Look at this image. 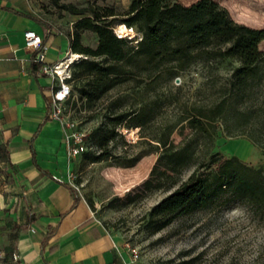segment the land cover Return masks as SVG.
I'll return each instance as SVG.
<instances>
[{"label":"rangeland","instance_id":"rangeland-1","mask_svg":"<svg viewBox=\"0 0 264 264\" xmlns=\"http://www.w3.org/2000/svg\"><path fill=\"white\" fill-rule=\"evenodd\" d=\"M177 1L190 4L195 0ZM215 1L228 9L234 20L254 27L264 26V0ZM60 2H70L77 8L88 3L112 5L120 13L118 16H123L122 12L127 8L121 0ZM41 3L46 11L66 17L71 35L73 22L82 13L59 8L49 0ZM118 23L120 28L122 22ZM69 40L71 42V37ZM80 40L95 47L97 35L85 29ZM258 46L264 49V39ZM84 57L87 55L80 53L74 62ZM138 64L142 66L145 61L140 60ZM237 64L232 58L208 66L195 62L176 74L161 71L151 81L143 72L139 75L128 72L116 77L115 83L90 103L79 95L71 80L72 92L64 117L68 127L81 132L84 143L83 150L74 156L69 176L71 186L87 201L105 227L122 238L125 247L137 248L134 264H264V222L249 204L212 203L176 215L160 227L156 226L161 221H148L150 208L185 179L196 164L194 161L180 171L168 170L172 175L169 179L173 180L168 185L146 187L143 180L161 149V142L151 137L179 142L182 136L180 124L185 120L172 126L174 121L182 114L194 113L218 100ZM73 68L71 62L70 72ZM258 75L249 91L251 97L264 100V67L259 68ZM123 108L138 109L140 120L128 127L125 122L116 124L117 133H111L107 145H100L102 130L94 136L93 128L110 126L111 116ZM219 125L218 139H214L212 150H220L224 155L236 154L247 163L264 169V146L253 144L242 134L227 135L221 131L222 123ZM230 125L235 126L234 123ZM182 130L188 133L189 127ZM232 144L246 145L247 152L232 151ZM107 150L111 155L97 161L85 157V154L89 156ZM4 264H9L8 260H4Z\"/></svg>","mask_w":264,"mask_h":264},{"label":"trees","instance_id":"trees-1","mask_svg":"<svg viewBox=\"0 0 264 264\" xmlns=\"http://www.w3.org/2000/svg\"><path fill=\"white\" fill-rule=\"evenodd\" d=\"M49 1L59 8L82 13L73 22L70 48L87 57L72 62L69 80H73L86 103L98 99L116 77L128 72H143L151 81L161 71L176 74L195 62L207 66L225 58L238 62L218 100L174 121L172 126L185 120L180 124L179 142L151 137L161 142V149L143 180L146 187L168 185L173 181L168 170L180 171L194 161L196 164L185 179L150 208L148 221H161L156 226L160 227L176 215L212 203H246L264 222V169L236 154L212 150L219 123L225 134H242L253 144L264 146V100L252 98L249 91L251 83L258 79L259 68L264 67V49L258 46L264 39V26L234 20L228 9L215 0H195L190 4L177 0H130L123 16H118L120 13L112 5L88 3L77 8L70 2ZM118 22L133 26L140 33L136 44L115 34ZM85 29L96 33L95 47L81 42ZM140 60L145 64L140 66ZM111 117L110 126L102 129L99 125L92 130L94 136L102 130L100 145H107L111 133H117L116 124L125 122L126 127L131 126L140 120V113L138 109L123 108ZM185 126L189 127L188 133L182 132ZM108 155L110 150L85 157L97 161Z\"/></svg>","mask_w":264,"mask_h":264},{"label":"crops","instance_id":"crops-1","mask_svg":"<svg viewBox=\"0 0 264 264\" xmlns=\"http://www.w3.org/2000/svg\"><path fill=\"white\" fill-rule=\"evenodd\" d=\"M44 1L0 0V264H134L71 186L72 141L51 114L53 79L24 45L30 28L42 36L45 62L71 52L66 17Z\"/></svg>","mask_w":264,"mask_h":264},{"label":"built area","instance_id":"built-area-1","mask_svg":"<svg viewBox=\"0 0 264 264\" xmlns=\"http://www.w3.org/2000/svg\"><path fill=\"white\" fill-rule=\"evenodd\" d=\"M125 34L120 32L117 27H114V32L119 37H125L133 44H136L140 39V33L130 25L125 24ZM24 45L33 53V61L40 63V73L49 75L53 82L50 87V106L53 117L59 119L63 124L67 125V120L64 114L68 110L70 96L72 92L71 80H69L70 64H64V58L54 62L44 61V50L42 36L33 29H25L23 32ZM68 127V125H67ZM66 133V139H71L69 146L70 154L76 156L84 148L83 138L81 132L76 129H71ZM132 259L138 257V250L136 247H129Z\"/></svg>","mask_w":264,"mask_h":264},{"label":"bare ground","instance_id":"bare-ground-1","mask_svg":"<svg viewBox=\"0 0 264 264\" xmlns=\"http://www.w3.org/2000/svg\"><path fill=\"white\" fill-rule=\"evenodd\" d=\"M123 24V29L119 28V23L116 24L117 29L122 32L123 34H125L126 30H125V23ZM68 54V53H67ZM65 56L64 58V64H70L71 62H73L75 59H78L80 57V53L77 52H69V54ZM230 149L234 152H240V153H245L247 152V147L246 145H237V144H232L230 146Z\"/></svg>","mask_w":264,"mask_h":264}]
</instances>
